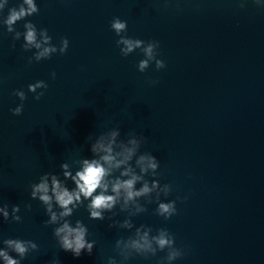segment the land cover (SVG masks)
Instances as JSON below:
<instances>
[{"label": "water", "instance_id": "water-1", "mask_svg": "<svg viewBox=\"0 0 264 264\" xmlns=\"http://www.w3.org/2000/svg\"><path fill=\"white\" fill-rule=\"evenodd\" d=\"M34 3L39 12L8 32L3 21L23 0H0V208L9 213L7 221L0 213V248L7 238L35 242L21 264H264V0ZM116 17L127 21L128 37L159 41L157 58L166 67L150 62L138 71L139 49L123 57L110 27ZM27 22L42 46L47 30L57 48L51 58L37 62L39 50L25 49ZM61 38L69 41L64 54ZM37 81L47 89L29 92ZM16 90L26 93L23 102ZM21 103L22 113L13 115ZM113 130L114 149L137 141L129 162L142 176L136 188L153 181L156 188L127 205L121 199L104 220L89 218L88 201L61 218L53 199L57 220L45 226L50 214L39 194L31 198V185L44 173L63 178L62 163L74 175L92 157L90 144ZM148 153L158 167L141 172L136 159ZM173 201L176 215L158 214L160 203ZM78 220L95 244L91 255L74 258L53 233ZM161 230L175 238L163 250L152 239ZM145 232L152 249L133 248ZM172 251L181 255L169 260Z\"/></svg>", "mask_w": 264, "mask_h": 264}, {"label": "clouds", "instance_id": "clouds-1", "mask_svg": "<svg viewBox=\"0 0 264 264\" xmlns=\"http://www.w3.org/2000/svg\"><path fill=\"white\" fill-rule=\"evenodd\" d=\"M7 3V0H5ZM257 5H260V0H254ZM24 5H27L25 7ZM240 7L243 8L244 4L241 3ZM4 8L3 4H0V10ZM39 12L37 5L34 0H23V4L19 6L17 10L16 7H12L8 11L7 18L3 23L7 26L8 32L15 31L12 27L25 17L32 16ZM26 33L24 34V39L27 44L24 46L27 49L29 46H34L35 49L39 50L35 54V60L38 62L42 58L49 59L53 53L57 52L56 46L49 43L50 37L47 36L46 29L44 30V40L43 45L37 42L36 28L31 22H27L24 25ZM111 29L115 32L119 39L116 41L118 47H120V54L123 57H127L129 54L133 53L137 49L143 55L138 63V71L145 72L149 67L150 62H155L156 69H162L166 67L163 60L158 59V48L159 41H148L145 42L141 39L131 38L126 35L127 33V21L121 20L119 17L113 18L110 24ZM20 35L16 32V37ZM15 45L13 44V47ZM69 46V41L67 38H61L59 51L64 54ZM29 59V63H31ZM52 77L55 78V72H53ZM48 85L44 81H37L33 84L28 85V91L35 93L37 88L47 89ZM13 95L17 96L22 102L27 98L26 93L23 90H16ZM44 92L37 93L35 99L39 100ZM13 115H20L23 111V103L14 109H11ZM107 135L110 136L109 139H105L104 135L98 136L94 142L90 144V152L92 153L91 158H85L81 160V168L75 172L73 175L69 170L67 163H62L60 165L62 177L60 174L55 173H44L41 175L40 182L31 185V198H37L39 201L46 205V214H50V220H46L45 226L49 223H53L57 220V214L52 211V201L54 199L56 205L59 206L62 211H60L59 216L61 218L71 216L73 209L77 208L78 205H83L85 201H88L86 208L89 212V218L92 220H104L105 212H111L121 199L124 204L127 205L130 201H135L136 198L149 194L156 188L157 183L153 181L152 188L149 187L147 182L143 183V186L139 189L136 188L137 182L142 180V176L135 174L133 168L129 165V162L136 155V145L137 141L135 139L130 140L129 143L133 147H127L123 144L117 146L116 137L119 135L118 131H111ZM136 164L139 166L141 172H146L148 169L156 170L158 167V159L152 155L140 154L138 159H136ZM122 169V170H121ZM118 170L119 174L114 175ZM71 181L74 187H69L67 182ZM180 199V197H177ZM186 200L187 197H184ZM26 207H31L27 205ZM13 212H18L20 210L19 205H13ZM0 213L3 214L4 220H9V213L7 211V205L0 208ZM158 214L164 216L168 214L165 219H169L173 215L177 214V208L175 207V201L170 203H160L158 208ZM12 221L20 222V216H13ZM127 224V221L125 222ZM131 227L130 224H127ZM111 227V225H109ZM166 231L161 230L159 236L153 237L156 244L161 250L167 246L175 244V238H166ZM88 229L82 224L81 221H76V226L72 227L67 221H65L61 226L54 229V236L59 237L58 244L60 248L65 252H71L74 258H78L82 253L86 252L91 255L93 252L95 241H89L86 239ZM139 235V229L137 230ZM3 248H0V260L3 264H21V261L26 258V256L31 251L37 249V244L31 240H22L20 238H7L3 239ZM119 243V241L117 242ZM131 245L135 249H152V245L148 239V233L145 232L140 236L139 240H132ZM154 252V249H153ZM14 253L15 257L11 254ZM179 251H172L168 255L169 260L176 259L180 256ZM53 264H58L54 261Z\"/></svg>", "mask_w": 264, "mask_h": 264}]
</instances>
